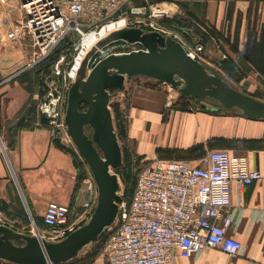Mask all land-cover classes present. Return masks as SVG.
<instances>
[{"label": "built area", "instance_id": "2783aa9c", "mask_svg": "<svg viewBox=\"0 0 264 264\" xmlns=\"http://www.w3.org/2000/svg\"><path fill=\"white\" fill-rule=\"evenodd\" d=\"M17 1L24 17L12 42L27 40L33 49L26 69L39 67L61 50L50 68L39 111L52 128L53 138L73 150L90 196L82 205L48 206L42 218L47 231L41 239L57 243L80 229L99 200L92 170L65 121L69 90L85 59L96 49L88 60L89 73L104 59L118 55L119 47L136 46L121 40L98 47L110 34L126 28L156 32L185 44L181 30L164 28L162 22L169 14L159 6L160 0H141L140 6L134 5L135 0ZM204 51V44L197 43L187 53L199 60ZM263 177L261 171L250 168L247 157L224 148L211 149L198 159L153 158L139 171L130 200L119 203L118 218L106 233L103 260L93 264H172L176 257L196 258L208 249L242 254L244 245L229 235L234 227V187L241 191Z\"/></svg>", "mask_w": 264, "mask_h": 264}, {"label": "crops", "instance_id": "0c3cea01", "mask_svg": "<svg viewBox=\"0 0 264 264\" xmlns=\"http://www.w3.org/2000/svg\"><path fill=\"white\" fill-rule=\"evenodd\" d=\"M158 4L169 14L162 22L164 28L181 30L186 46L204 44L198 61L239 92L264 98V0H160ZM134 5L140 6L141 0ZM23 17L17 0H0V226L24 235L30 228L47 231L42 218L50 204L82 205L90 196L73 150L53 138L52 128L39 111L37 68L26 69L33 49L27 40L12 42ZM178 120L173 127H190L195 134L188 145L213 137L210 121ZM244 121L246 131L254 128L257 133L237 135L257 139L256 143L250 146L241 141L220 148L247 157L250 168L264 176V122ZM217 133L225 138L236 136L229 124ZM232 210L234 227L229 235L244 245L242 254L208 249L196 258L176 257L172 264H264V177L241 191L234 187ZM42 233L35 235L41 239Z\"/></svg>", "mask_w": 264, "mask_h": 264}, {"label": "water", "instance_id": "95a60500", "mask_svg": "<svg viewBox=\"0 0 264 264\" xmlns=\"http://www.w3.org/2000/svg\"><path fill=\"white\" fill-rule=\"evenodd\" d=\"M121 40L143 49L111 55L88 73L87 64L94 49L68 94L65 118L68 131L91 168L99 190L94 213L82 228L57 243L42 240L38 235L16 234L0 226L1 260L11 264H62L77 257L115 224L122 198L119 179L113 171L123 166V153L110 109V93L124 90L127 81L136 77L157 80L178 89L184 98L214 99L226 110H240L246 119L264 121L263 101L236 90L215 70L191 58L185 47L173 38L126 28L110 34L98 47ZM83 106L86 110H82ZM88 127L93 130L92 138L86 132ZM15 240L26 244L15 245Z\"/></svg>", "mask_w": 264, "mask_h": 264}, {"label": "rangeland", "instance_id": "374dc122", "mask_svg": "<svg viewBox=\"0 0 264 264\" xmlns=\"http://www.w3.org/2000/svg\"><path fill=\"white\" fill-rule=\"evenodd\" d=\"M184 46L187 52V48L192 47L190 44ZM136 48H140V45L132 47V49ZM129 50L119 47L116 52L121 55ZM36 74H38L37 70ZM48 75L34 77L37 83L39 82L38 94L42 99L47 90ZM110 94V109L123 153V166L113 172L118 176L119 196L123 201L130 200L139 171L153 158L198 159L211 149L236 146L241 141V144L248 142L250 146H253L257 141V139L250 140L237 135H244L245 132L257 133L254 128L249 127L246 131V121L240 115V110H226L214 99L198 101L193 97L184 98L178 89L175 90L172 86L157 80L136 77L126 82L124 90L111 91ZM261 100L264 102V98H260ZM82 110H86V106H83ZM179 117L210 121L213 123L215 135L213 134V137L206 141H195L196 143L188 145L187 142L191 141L195 134H191L190 127L181 130L173 127V124L179 121ZM225 124L233 126L236 136L225 138L217 135L221 126L223 128ZM240 126L243 129H240ZM86 132L92 138L93 130L88 127ZM184 132L187 133L185 138L181 136ZM88 220L86 219L80 228ZM43 231L44 229L40 232L38 229L30 228V231L24 235L35 236ZM106 233L107 231L95 242L87 245L77 257L62 264H93L97 260L102 261ZM18 244L24 246L26 242L20 240ZM0 264L11 263L0 259Z\"/></svg>", "mask_w": 264, "mask_h": 264}, {"label": "trees", "instance_id": "16d2710c", "mask_svg": "<svg viewBox=\"0 0 264 264\" xmlns=\"http://www.w3.org/2000/svg\"><path fill=\"white\" fill-rule=\"evenodd\" d=\"M61 50H58L55 54H53L47 61H45L43 64H41L39 67H37L36 77L45 76L50 73V68L52 64L55 62V60L58 58ZM226 149V148H224Z\"/></svg>", "mask_w": 264, "mask_h": 264}, {"label": "bare ground", "instance_id": "6f19581e", "mask_svg": "<svg viewBox=\"0 0 264 264\" xmlns=\"http://www.w3.org/2000/svg\"><path fill=\"white\" fill-rule=\"evenodd\" d=\"M102 34H104V33H102ZM93 39H94V35H93L92 37L90 36L88 39H86L85 43L88 44V43H90ZM188 73L191 74L192 76H194L193 73H192L191 71H188Z\"/></svg>", "mask_w": 264, "mask_h": 264}]
</instances>
